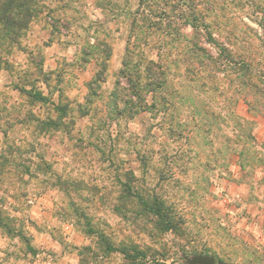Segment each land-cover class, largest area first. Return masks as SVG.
<instances>
[{
    "label": "rangeland",
    "instance_id": "obj_1",
    "mask_svg": "<svg viewBox=\"0 0 264 264\" xmlns=\"http://www.w3.org/2000/svg\"><path fill=\"white\" fill-rule=\"evenodd\" d=\"M33 2L36 17L16 43L0 39L1 53L8 52V65L0 64V155L8 160L0 164V209L13 228L8 234L0 227V264H64V252L74 264H123L118 251L101 256L98 236L82 231L85 219L73 207L114 244H137L147 264H191L199 254L264 264V212L241 202L235 208L224 180L242 145L251 167L264 155L256 129L264 119V0ZM193 16L204 27L187 24ZM73 39L81 46L78 61L69 63L64 54L73 48H63ZM53 42L60 46H48ZM93 46L110 55L105 81L86 102L92 67L80 73L76 65ZM131 46L165 66L163 92L173 111L110 116V94ZM97 49L95 72L104 56ZM235 116L246 124L232 123ZM123 182L170 203L184 219L181 234L159 232L139 214L137 199L122 198ZM47 232L58 244L50 247Z\"/></svg>",
    "mask_w": 264,
    "mask_h": 264
},
{
    "label": "trees",
    "instance_id": "obj_2",
    "mask_svg": "<svg viewBox=\"0 0 264 264\" xmlns=\"http://www.w3.org/2000/svg\"><path fill=\"white\" fill-rule=\"evenodd\" d=\"M34 6L33 0H0V30L3 31H0V39L4 44L16 43L21 31L36 17ZM186 22L193 29L204 27V25L198 23V20L196 21L194 16L192 19L186 17ZM211 42L215 43L213 40ZM95 47L104 56L99 62L102 66L101 69L96 71L92 79L87 83L88 95L85 97L86 102H91V96L96 94L97 88L105 81L106 61L110 55V49L106 46H93L91 49L85 48L82 51L83 55L79 58V61L84 62L88 60L93 54V48ZM136 49H138L137 52ZM139 53V46L126 47L121 67L117 73L114 89L110 94V116L112 117L132 119L142 111L158 114L161 111H173L176 107L172 100L166 97L163 92L165 85L167 86L168 83L165 66H163L161 61L145 58ZM5 54H8V52L1 53L0 51V64L4 63L7 66ZM135 54H137L138 58H134ZM38 72L43 73L41 69ZM17 88L24 94L32 95L24 88ZM33 95L36 99H42L43 97L40 92H34ZM171 116L174 117V113H171ZM229 120L236 125L246 124L247 122L239 116H235ZM41 130L43 131V128ZM173 134L174 130L170 128V136H173ZM247 136L253 143V136L251 134ZM240 148L236 152L240 157L241 166L250 165L243 161L245 155L243 150L245 148L243 145ZM254 159L255 161L252 164H264L263 154L254 156ZM0 160L1 168H3L8 160L2 155H0ZM122 186H124L122 198L124 197V200L127 198L130 202L131 199H137L141 207L139 214L150 216L159 232L171 231L175 235L181 234L184 219L174 212L170 203H167L165 199L160 198L157 194L144 198L135 188L132 189V186L128 185L127 182H123ZM70 210L76 217L85 219L84 228L82 229L85 234H96L98 236L100 252L103 254L101 256L118 251L124 257L123 264H147L144 259L142 260V258L146 257V253L144 250L139 249L137 244L132 242L114 244L109 235L90 224L91 222L87 219V215L84 212L74 207ZM10 219L7 214L3 215L0 209V227L6 230L8 234L13 233V228L8 223ZM74 223L80 226L77 220ZM82 249L91 255L95 254V251L90 246H83ZM30 251L34 253V248L30 247Z\"/></svg>",
    "mask_w": 264,
    "mask_h": 264
},
{
    "label": "crops",
    "instance_id": "obj_3",
    "mask_svg": "<svg viewBox=\"0 0 264 264\" xmlns=\"http://www.w3.org/2000/svg\"><path fill=\"white\" fill-rule=\"evenodd\" d=\"M48 46H60L58 43L53 42L51 45ZM81 44L79 43V40H68L66 43V47L63 49L68 50L72 49V52L70 54H65L66 58L65 61L69 63H74L77 60L78 52L80 51ZM61 49V47H60ZM59 56L56 54L50 58L55 62V65L52 66L51 69H55L57 67V60ZM92 62L94 63V66H92ZM96 59L92 57V55L88 58V60L84 62L77 63L76 68L80 71V73L87 71L88 69H91V74L88 75V78L84 80V84L87 86V83L92 79L95 73V66H96ZM80 75V74H79ZM257 131H259L262 141L264 142V119L263 121L258 125L256 128ZM234 168L231 178H226V184L228 185V190H230L229 194L226 195L228 198V202L232 203V201H235V208H238V203L241 202L242 207H244L249 212H257L262 213L264 212V164L262 163H254L252 167L250 165L241 166L240 164V157L238 154L235 155V161H234ZM253 170V171H252ZM243 200V201H242ZM35 206V205H34ZM240 209V207H239ZM40 213H47L48 210L45 208L39 209ZM71 230H68L66 232V235H70ZM45 236L50 238L52 242L50 243V247H53L54 245L58 244V242L50 235V233H45ZM70 237V236H68ZM47 241V240H46ZM46 247V246H41ZM38 255V253H36ZM34 256V255H33ZM74 255H69L66 257V253H63V256L61 257L62 260H65L63 262L64 264H74L75 263V257ZM72 260V261H71ZM29 264H38L36 262L29 263Z\"/></svg>",
    "mask_w": 264,
    "mask_h": 264
},
{
    "label": "water",
    "instance_id": "obj_4",
    "mask_svg": "<svg viewBox=\"0 0 264 264\" xmlns=\"http://www.w3.org/2000/svg\"><path fill=\"white\" fill-rule=\"evenodd\" d=\"M191 264H231L222 260H216L213 256L209 255H196L191 260Z\"/></svg>",
    "mask_w": 264,
    "mask_h": 264
}]
</instances>
